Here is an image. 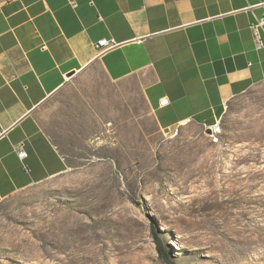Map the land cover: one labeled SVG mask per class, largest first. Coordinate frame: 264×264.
I'll use <instances>...</instances> for the list:
<instances>
[{
  "label": "rangeland",
  "instance_id": "1",
  "mask_svg": "<svg viewBox=\"0 0 264 264\" xmlns=\"http://www.w3.org/2000/svg\"><path fill=\"white\" fill-rule=\"evenodd\" d=\"M123 87L94 67L45 106L68 168L0 204V264H264V83L171 137Z\"/></svg>",
  "mask_w": 264,
  "mask_h": 264
},
{
  "label": "crops",
  "instance_id": "2",
  "mask_svg": "<svg viewBox=\"0 0 264 264\" xmlns=\"http://www.w3.org/2000/svg\"><path fill=\"white\" fill-rule=\"evenodd\" d=\"M262 16L264 0H0V204L67 171L41 113L94 67L135 86L165 137L214 126L264 83V47L249 29ZM102 39L118 45L98 55Z\"/></svg>",
  "mask_w": 264,
  "mask_h": 264
},
{
  "label": "built area",
  "instance_id": "3",
  "mask_svg": "<svg viewBox=\"0 0 264 264\" xmlns=\"http://www.w3.org/2000/svg\"><path fill=\"white\" fill-rule=\"evenodd\" d=\"M263 28H264V16H262L261 18L256 20V22L250 24L249 26L251 36H252L256 49H261L264 47L263 38H262ZM117 45H118L117 42H115L112 39L111 40H107V39L99 40L96 43L97 53L98 55H102L112 50ZM168 103H169V100L166 97H163L159 100V106L161 107L168 105ZM211 130L215 132V130L212 127H211ZM14 150L20 161H23L27 157V153L24 151L22 144L14 146Z\"/></svg>",
  "mask_w": 264,
  "mask_h": 264
},
{
  "label": "trees",
  "instance_id": "4",
  "mask_svg": "<svg viewBox=\"0 0 264 264\" xmlns=\"http://www.w3.org/2000/svg\"><path fill=\"white\" fill-rule=\"evenodd\" d=\"M155 236V238H156V240H158V235H157V233H155L154 234ZM157 249H158V252L161 254V256L163 257H166L165 255H166V253L159 247V245H157Z\"/></svg>",
  "mask_w": 264,
  "mask_h": 264
},
{
  "label": "water",
  "instance_id": "5",
  "mask_svg": "<svg viewBox=\"0 0 264 264\" xmlns=\"http://www.w3.org/2000/svg\"><path fill=\"white\" fill-rule=\"evenodd\" d=\"M73 75H74V73L68 74V75H67V78H71ZM206 133H207V134H210V133H211V129H210V128H207V129H206Z\"/></svg>",
  "mask_w": 264,
  "mask_h": 264
}]
</instances>
